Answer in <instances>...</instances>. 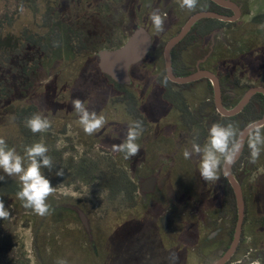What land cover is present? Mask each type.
I'll return each instance as SVG.
<instances>
[{
  "label": "rangeland",
  "instance_id": "374dc122",
  "mask_svg": "<svg viewBox=\"0 0 264 264\" xmlns=\"http://www.w3.org/2000/svg\"><path fill=\"white\" fill-rule=\"evenodd\" d=\"M134 2L135 0H0V19L5 24L0 32V53H4V56H0V137L22 156H25L27 146L37 142L45 144L53 165L51 169L42 168V173L56 189L47 200L50 214L41 217L31 209L23 207L22 202L17 199L16 192L20 189L18 177H7L0 170V176H4L0 181V197L11 214L7 219H0V264H61L62 261H67V264H100L102 260L105 264H110L112 257L109 248L106 251L105 248L107 245L118 243L123 253L119 254L121 264H135V259L139 262V255L143 251V255L148 259L140 261V264H200L199 261L201 264H214L222 256V251L208 254L206 250H202L203 245H194L192 232L188 229L181 228L178 229L177 235L172 231L165 236V231L169 230L170 216H166L163 227L158 226L157 214H162L160 211L165 205L161 200L157 204L149 205L150 199L167 198L170 193L178 197H195L198 191H202L199 190V183L205 182L198 171L185 170L180 158L172 159V166L177 168L171 170L167 176L157 172L140 173L131 169L127 173L131 184L123 183L121 179L119 189L110 188L109 173L113 167L118 164L129 169L135 160L134 157L126 160L124 154L113 148L114 144L126 139L125 129L128 128L129 122L124 120L127 119V113L123 107L117 106L116 109V106H113L115 103L112 101L114 96L111 89L105 87L102 90L103 80L97 72L96 53L124 42L133 24H145L144 27L148 31L156 38L161 35L166 43L193 11L182 9L180 0H171V9L167 7L158 11L162 15L170 9L164 18V30L157 32L149 18L150 15L146 14L144 6L141 5L143 3H138L137 9ZM235 2L242 9V16L236 25L214 32L204 44L195 45L184 52L181 59L185 65L183 70L194 72L202 59L212 57L218 49L224 51L220 52V61L215 70L226 78L235 75L240 79L235 86V100L238 102L250 86L264 87V80H258L260 76L252 74L260 70L253 64L252 59L258 54L249 55L247 52V40L252 45H260L259 33H264V0ZM27 34L40 40L37 45L39 48L43 45L47 47V53L42 55L41 69L37 74L27 71L28 76L22 70L23 66L32 67L33 60L41 51L36 46L37 42L35 45L27 42ZM75 34L84 40L86 53L83 57H91L87 63L82 61L83 57L79 58L80 55L73 49L72 36L75 37ZM106 35L112 39L107 45L103 43V39H108ZM24 44L32 46L24 50ZM258 45H255L257 50L260 49ZM163 48L159 46L153 53L150 52L145 61L133 69L131 76L134 84L126 88L133 97L135 108L140 109L143 116L148 118L170 117L169 114H172L166 106L164 107L162 97L158 96L159 88L156 89L164 74ZM19 51L22 52L21 55L18 54ZM82 64L87 68L91 66V69L85 81H78L77 85L86 89L94 87L99 93L75 97V94H69V90L74 80V71ZM91 70H94L95 76ZM261 72L264 73V68ZM76 98L81 99L90 112L103 110L99 114L105 117L106 123L97 133L87 135L78 124V116L72 106V101ZM96 100L105 104L100 107L101 103H96ZM27 105H36V113L49 119L51 127L48 131L33 134L26 127V121L23 124L20 122L18 113ZM59 116L66 119L58 120ZM205 133L204 125L196 131L201 137ZM91 138L99 143L86 144L85 141ZM154 139L157 141L154 156H147L142 162L146 161L145 163L158 167L167 164L169 159L164 157L174 155V149L164 137ZM206 141L207 139L204 140L203 146ZM27 162L25 156V164ZM222 166L223 163L218 173L220 179L208 182L209 189L213 190L210 205L203 208L196 205H169L167 209L169 211L171 208L173 212L178 211L191 217L189 220L199 223L207 236H223L219 241L220 248L228 246L230 241L227 243L224 235L233 225L232 216L227 214L221 227L223 231L219 235L214 232L216 227L211 228L212 220L224 218L218 213L223 195ZM61 169L64 175L57 176L56 172ZM250 171L249 180L245 179L242 184L247 200V221L244 224L241 253L237 255V260L240 261L239 264H264V261L258 258L260 254L264 255V150L259 159L250 165ZM151 176L157 179L156 189L153 193L143 196L142 200L137 194V181ZM210 183L212 187L209 186ZM162 188L165 189L166 196L165 193H160ZM71 200L81 207L95 236V245L88 251L81 248L77 240L72 238L78 236L82 238V246L90 245L85 240L84 228L78 216L69 211L59 218L58 213L62 211H56L54 207L57 203L63 204ZM134 210L139 211L140 217L126 219L123 223L124 218L131 216L129 214ZM164 215L162 214V217ZM47 218L52 220V224L48 225L44 236L42 227ZM58 218L61 219L59 222ZM121 222L123 225L114 229ZM58 229L68 233L61 236ZM205 242L206 239L204 245ZM63 243L65 248H61L64 245L60 247ZM50 245H54L52 249ZM128 257H132V261ZM199 257H202L204 262L201 258L199 260Z\"/></svg>",
  "mask_w": 264,
  "mask_h": 264
},
{
  "label": "flooded vegetation",
  "instance_id": "af4514ba",
  "mask_svg": "<svg viewBox=\"0 0 264 264\" xmlns=\"http://www.w3.org/2000/svg\"><path fill=\"white\" fill-rule=\"evenodd\" d=\"M165 1H167V0H147V1H144V2H142L141 0H135L134 3H135V7L137 9L139 8L138 3H143L141 5L144 6L146 14L148 13L150 15V13L153 10L161 11L162 9L170 7L173 4V3H170L171 0H168L167 3H165ZM210 1L212 3H214L212 0H210ZM229 1H231V2L236 4L235 0H229ZM214 4L217 5L216 3H214ZM217 6L219 8H221L220 9L221 11H220V13H218V12H214V13H218V14H222V15H228V16L232 15V11L231 10H229L227 8H223V7L219 6V5H217ZM170 9H171V7H170ZM170 9H168L167 12L165 11L162 14L164 16V18L167 17L168 12H169ZM240 10H241V16H242L241 7H240ZM199 12H202V11H199ZM209 12H213V11H209ZM195 13H197V12H195ZM195 13L191 14L190 17L192 15H194ZM188 19L177 30L175 35H177L179 33V31L182 29V27L185 25V23L188 21ZM201 20H203V19H201ZM239 20H240V18H239ZM239 20H237V21H239ZM237 21H235V22H225V23H236ZM144 25L145 24H139V25L133 24L130 27L129 34H128L127 38L129 37V35L134 30H136L139 27H143L144 29H146V27H144ZM146 31L150 34L151 39H152L151 40V48H150L148 54L146 55V57L150 54V52L153 53V51L156 50L159 46L165 47L166 43L172 37L175 36V35L171 36L165 43V41L161 37V35H159L156 38L150 31H148L147 29H146ZM188 33H187V35H188ZM105 37L108 38V39H106V40L103 39V41H104L103 43H105L107 45L110 42H112V39H111L110 36L108 37L106 35ZM185 37L180 42H182L185 39ZM127 38L125 39V41L127 40ZM124 42H122L119 45H115V46L113 45V46H111L109 48H105V49L118 48ZM179 43L177 45H179ZM203 44H204V42H203ZM195 45H202V44L198 43V44H195ZM195 45H193V46H195ZM193 46H191V47H193ZM175 47L171 50V54H172V51L175 49ZM102 50H104V49H102ZM187 50L188 49H185L183 51V53L186 52ZM163 52H164V48H163ZM163 52H162V57H163V60H164ZM213 52H214V50H213ZM97 53H96V58H97V68H98ZM182 54H181V56H182ZM211 55H213V53ZM213 56L212 57L211 56L210 57H206V58L202 59L196 65V71L197 70H207V71L211 72L215 77H217V79L219 81L221 105L225 109H232L240 102V101H238L237 104L235 105L236 92H235L234 80L232 78H230L231 80H229V82L232 85L231 86H225L221 82L222 79H225V78L221 77L217 72H213V71L208 69V67H209L208 64L214 63V61H211V59H213ZM144 59L142 61H140L139 63H137V64H135V65H133L131 67V69H130L131 84L130 85H121V86H125L126 88H128V87H131L134 84V81L132 79L131 73L133 72V69L135 67L139 66L140 64H142L145 61ZM171 65H172V71H173L172 58H171ZM184 66L185 65L183 64L182 67H184ZM98 70H99V68H98ZM191 71H185L186 73L184 75H180V76L176 75L174 73V71H173V75L176 76V77H183V76H187L189 74H192V73L196 72V71H194V72H191ZM168 81L170 83H173V82H171L168 79V77L166 75L165 62H164V74L162 76L160 85L156 89L159 88L158 89L159 90L158 91L159 92L158 96L162 97V101H164L163 102L164 107L166 106V109H168L169 113L170 112L172 113V114H169L170 117L154 116V117H149L148 118V117L143 116V114L140 111V109H137V112L134 113V115L132 116V115H129V113H127L126 108L121 106V107H123V109L125 110V112L128 115L127 119H124V120H126L128 122L141 121L142 122V126H143L142 134L139 137V139L137 140V143L140 145L141 149H140L138 155L134 156L135 163L134 164L132 163L131 164L132 167L130 168L132 170H135L136 172H140V173H144V172H149V173H154L155 172L156 173L157 172V173H160V174H166V176H167V174L169 172H171V170H176V168H177V167L172 166V164H173V160L172 159L174 157H177V158H180L181 160H183V166H184L185 170H187L189 172H191V171L197 172L198 169H199V161H200L201 157H200V154H197V153L192 151V145L194 143H197V144H200L201 147H203L204 140H203V137H201V135L196 134V131L201 125L206 126L207 122L208 123L211 122L213 124L215 122V119L211 118L212 115L219 114L218 111H217V106H216V102H215L214 89H213L212 83L210 82L209 79L202 78L200 80H197V81H194V82H191V83H188V84H176V83H173L174 85H170L168 83ZM162 84H165V85H162ZM194 84H195V86H192ZM196 84H202V85L198 86ZM251 87L252 86H250L247 89V91ZM253 87H257V86H253ZM188 109L191 112H194L196 110H204L206 112V114H204V116H202V119L193 121L192 118L189 119V118H186V117L183 116V114L185 112L187 113ZM220 116H222V115H220ZM222 117H224V116H222ZM171 128H172V130H171ZM168 129H170V130L168 131ZM170 131H172L171 134L169 133ZM125 132H127V129H125ZM206 134L208 135V129L207 128H206ZM161 137H164V140H167V142L170 141V143L172 144V149H174V155H171V156H168V157L165 156L164 159L168 158L169 161L167 162V164L159 165L158 167L155 166V165L151 166V164H149L148 162H147L148 164L145 163L146 161L142 162L143 158H145L147 156L148 157H150V156L153 157L154 156V154H155L154 147L156 146V143H157V141L155 142L154 138L160 139ZM158 141H160V140H158ZM160 142H162V141H160ZM185 149H187L190 152V154H191L190 155V159H185L184 158L183 151ZM155 157H156V155H155ZM152 179H153V183H152V185H150V181ZM166 179H167V177H166ZM156 185H157L156 177H152L151 176V177H148V178H140V179H138V181H137V187H138L137 194H138V196L142 198L143 196H147V195L153 193L155 191V189H156ZM199 185H200L199 186V190H202V191H198L197 190L198 192L195 194V197H189V198L181 197V196L178 197L175 194L170 193V194H167L168 195L167 198L164 197L163 199H161V198L157 197V198H154V199H150L149 205L157 204V203L160 202V200H161L162 203H164L165 206L162 208V210L160 212L162 214H165V215H164V217H162V214H160V213L157 214V222H158V226L163 227L165 222H166V220H167L166 216H168V217L170 216L169 218L171 220L169 221V230L165 231V234H164L165 236H167L166 235L167 233H172V231L177 235V233L179 232V230L181 228L188 229V230H190V233L192 232V238H193V244L194 245H197V246L198 245H203L204 248H202V250H204V251L206 250V252L208 254L212 253V252H216V251H222L223 252L222 256H223V254L229 249V247L232 244L236 222H235L234 225H232L231 230L230 231L228 230L226 232V235H224V236H226V238H225L226 240L225 241L227 243L230 241L228 246H222L220 248L221 245L219 246V244H220L219 241H221L223 239V236H222V238H217V236L210 237V235L207 236V235H205V230H203V228H201L199 223H194L193 221L189 220V219H191V217H189L187 215H183V214H181L178 211L173 212V211H171V208H170L169 211L167 210L169 205L170 206L173 205L174 207L175 206L180 207V206H185V205L186 206L187 205H196V206H199L201 208H203V206L210 205L211 204V199L213 198V197H211L213 190L209 189L208 182H206V181L203 182L202 184L199 183ZM209 186L212 187L213 186L212 183H210ZM240 186H241L242 193H243V200H244V205H245V216H246L247 215L246 214V203H247L246 193L244 191V188L242 187V184H240ZM223 189H224V180H223L222 191H223ZM160 193L161 194L165 193V196H166V191H165L164 188H162ZM143 198H142V200H143ZM235 203H236V200H235ZM141 204H144V203H141ZM236 210H237V207H236ZM218 213H219V216L222 215L224 218L218 217L216 220H212V225H211V228H214V227L217 228L216 231H214V232H217V235H219V233L221 231H223V229L221 227H222L223 221L225 220L226 215L230 214L232 216L231 219L234 218V212L232 210H230V209H226V207L224 206L223 195L221 197V209L219 210ZM81 214L84 215L82 210H79L78 218L80 219V221L82 223V226L86 229V227L84 226V224H83V222L81 220V216H80ZM85 218H86L87 224H88V229H86V231H89L90 230L89 220L87 219L86 216H85ZM244 219H245V217H244ZM232 221H233V219H232ZM236 221H237V218H236ZM204 228H205V226H204ZM243 228H244V222H243V226H242L240 241H239V243L237 245V248H236L235 252L233 253V255L230 257V259L225 264H239L240 263V261L237 260V258H239L237 255L239 253H241L240 249H241V241H242V236H243V231H244ZM204 239H206L205 245H204ZM170 245H173V244L170 243ZM63 247H65V246H63ZM179 248L181 249V247H179ZM218 248H220V249H218ZM183 251L185 252L186 250L183 249ZM186 253H187V251H186ZM200 258L202 259V262H204L203 261L204 259L202 257H199L198 259L201 260ZM258 258H260L261 261H262V254H260L258 256ZM234 259H236V260H235L234 263H232V261ZM195 260L197 261V259H195ZM199 263L201 264V261H199Z\"/></svg>",
  "mask_w": 264,
  "mask_h": 264
},
{
  "label": "trees",
  "instance_id": "16d2710c",
  "mask_svg": "<svg viewBox=\"0 0 264 264\" xmlns=\"http://www.w3.org/2000/svg\"><path fill=\"white\" fill-rule=\"evenodd\" d=\"M221 8H219L217 5H215L214 3H212L210 0H198V4L196 6L195 9H193L192 13L195 12H199V11H213V12H218L220 13ZM50 16V14H49ZM236 25V23H225V22H221L215 19H203L198 21L190 30V32L188 33V35L185 37V39L179 43V45H177L175 47V49L172 51L171 54V58H172V64H173V71L176 75L180 76V75H184L186 72L183 70V64H182V59H181V54L183 53V51L185 49H189L191 46L195 45V44H203L204 40L210 36L212 33L216 32V31H220L225 27H232ZM5 24L4 22L0 19V32L4 29ZM74 34V33H73ZM74 38L73 40V49L76 51L75 53H77L79 56V58L82 59L83 56H85V51L84 49L86 47H84L85 43L84 40L82 39L81 36H79L78 34H75V37L72 36ZM25 39L27 40V42L29 44H34L36 43V46L40 43L39 39H36L35 36L33 35V37H31L29 34H27L25 36ZM37 40V41H35ZM76 40V41H75ZM75 42V43H74ZM248 42V47H247V52L250 55L251 53L254 54H258L256 55V58H252L253 59V64H255V66L260 69L259 72L254 71V73H252L253 75L256 76H260L258 78V80H264V77H262V68H264V33L260 32L259 33V37H258V42L260 45L258 44H250L249 41ZM255 45H258V47H260V49H256ZM32 45H28V44H24L22 46V48L24 50H27L28 48H30ZM38 47V46H37ZM39 48V47H38ZM47 49V47L45 45H43V47H40L39 50L41 51L40 54H37L34 61V64H32V67H28V65H24L23 69L26 72V75L28 76L29 72H33V74H37V71H39L41 69L40 65L42 64V55H45L47 52H45V50ZM220 52H222V50H217L213 56V59H211V61H214V63H210L208 64V69L216 72L215 68L217 63H219L220 61ZM224 52V51H223ZM222 52V53H223ZM19 55L22 54V52H18ZM93 56V54H91ZM0 56H4V53H0ZM91 57H83L82 61L85 60L84 62H88V59H90ZM6 60L9 61V59L7 58ZM1 64V62H0ZM84 64H82L81 66H78L77 69H75L74 73V80L75 83H73L74 80H72V86H70L69 90V94H75V97L78 95L79 96H83V95H93V93L98 92L99 90H97L94 87H89V88H85L82 86H78L77 83L78 81L80 82H84L85 81V77H87V75L89 76V70L91 69V66L87 68V66L83 67ZM97 72L102 76V90L105 89V87H107L108 89H111V92L114 96V98H112V101L115 103L113 104V106H117L118 108L123 106L124 108H126L127 113H129V115H134V113L137 112V109L134 106V102L132 101L133 97L132 95L127 91L125 86H121L119 84H117L116 82H114L111 78H109L108 76L102 74L98 68H97ZM92 75L95 76L94 74V70H91ZM221 77H224L225 79H222V83L225 86H231L232 84L229 82V80H231L230 78H226L223 74L217 72ZM234 80V84L236 86V84H238L239 82V78H236L235 75L231 77ZM168 83L170 85H174L173 83H170L168 81ZM104 84V85H103ZM93 98V97H92ZM99 102L101 104H99L100 107H102V104H105L102 101H97L96 103ZM237 104V102H235V105ZM103 109V108H102ZM38 108L36 105H27L23 108L20 109L19 113H18V119L20 120V122L23 124L24 121H26L29 117H31L33 114H36ZM97 110V109H96ZM101 111H98L97 114H99ZM204 114H206V112L204 110H196L194 112L189 111V109L187 110V113L185 112L183 114L184 117L186 118H192L193 121L194 120H200L202 119V116H204ZM128 116V115H127ZM262 116H264V95L261 94H256L252 97V99L250 100V102L248 103V105L237 115L233 116V117H222L219 114L216 115H212L211 118L215 119L214 123H221V124H227V123H233L239 130V132H241L242 129H244L246 126H248L249 124L258 121L262 118ZM65 120L66 118H61L59 116L58 120ZM75 119V118H74ZM212 123H208L206 125V128L209 130V128L211 127ZM207 134L205 133L203 136V140L207 139ZM89 137V136H88ZM90 138V137H89ZM86 144H90L93 145L95 143H99V141H97L94 138L88 139L87 141H85ZM91 142V143H90ZM93 143V144H92ZM252 164L251 159H250V149L248 147V143L247 140L244 144V148L243 151L239 157V159L235 162V164L232 167V173L235 177V179L240 183L243 184L244 180L247 179L249 180L250 177V165ZM119 168L120 170H118L117 168ZM131 170L130 168H126V167H121L118 164L113 167V170L110 171V188L112 190L114 189H119V181L122 179L123 183H127V184H131V179L130 176L127 174L129 171ZM224 180V189H223V202H224V206L226 207V209H230L234 212V218H233V225L236 222V218H237V210H236V203H235V197L233 194V191L230 187V184L228 183V181L223 177ZM258 181L261 182V179H259ZM11 190V189H10ZM54 207L56 208V211H59L61 213H58V217L60 218L63 214H67L69 211H72V213H74V215L78 216V212L79 210H82L81 207H79L75 201L71 200V202H65L63 204L57 203L54 205ZM64 212V213H63ZM246 214H247V203H246ZM131 216H129L128 218H124V220L122 221L123 223L126 221V219H130V218H138L140 217V213L137 210H134L131 214H129ZM58 218V222L61 220ZM247 221V215L245 216L244 219V224ZM52 220H50V218L45 219V221L43 222L44 226L42 227V230L44 231V236L46 235V231L48 228V225H51ZM120 223L119 225H117L116 228L114 229H118L120 228L123 223ZM90 225V223H89ZM84 228V227H83ZM114 229H110V230H114ZM84 234H85V240L89 242V246L88 245H83L80 243V241H82V238H79L78 236H73L72 238L77 240V244H79V246L81 248H83L84 250L88 251L90 249H92L91 247L95 245V236H93L92 233V229H91V225H90V230L86 231V229L84 228ZM105 230V229H104ZM58 233L61 234V236H63L64 234L68 233L66 231H64L63 229L59 230L58 229ZM118 233V232H117ZM232 234V233H231ZM115 237H117V234L115 235ZM79 239V240H78ZM84 244H87L84 242ZM120 243H118V245H107L105 248V251L108 250L109 248V254L112 257L111 263L110 264H121V260L119 259V254L123 255L122 253V249L120 251L119 249V245ZM63 244L60 245L63 246ZM54 245H50L51 249ZM65 246V245H64ZM59 247V249H60ZM61 248H65V247H61ZM58 249V250H59ZM92 251V250H91ZM120 251V253H119ZM123 252H126L125 250H123ZM144 252V251H143ZM142 254H140L139 256L141 257V259H139V262L141 261H146L148 259V257H145ZM107 253V252H106ZM117 253V254H116ZM44 254V253H43ZM54 254V253H52ZM103 254V253H102ZM46 256V254H44ZM101 256V253H100ZM125 256V255H124ZM148 256V255H147ZM43 257V255H42ZM131 261H132V257H128ZM262 261H264V255H262ZM138 261H133V263L135 264H140ZM100 264H105L103 262V260L101 261ZM109 264V263H107ZM125 264V263H122ZM144 264H149L148 263H144Z\"/></svg>",
  "mask_w": 264,
  "mask_h": 264
},
{
  "label": "clouds",
  "instance_id": "9594fccd",
  "mask_svg": "<svg viewBox=\"0 0 264 264\" xmlns=\"http://www.w3.org/2000/svg\"><path fill=\"white\" fill-rule=\"evenodd\" d=\"M180 7L193 10L198 4V0H180ZM150 20L157 32L164 30V17L158 10H153ZM72 106L78 116V124L87 135H93L101 130L106 123L102 114L89 111L85 103L76 98L72 101ZM26 127L33 133H43L50 129L51 122L39 113L33 114L26 120ZM143 126L141 121H131L128 124L126 139L119 144H114L115 151L124 154L126 160L138 155L141 147L137 140L141 136ZM243 139L238 128L233 123L221 124L213 123L208 130L206 144L201 147L194 143L192 151L200 154L199 173L206 182H216L220 179L219 170L221 164L231 165L243 147ZM247 143L250 149V159L255 163L264 150V124L252 123L248 127ZM49 149L43 143H34L25 148V156L17 154L15 148L9 147L4 138L0 137V170L7 177H18L20 189L16 192V197L22 202V206L31 209L37 215L43 217L50 214V205L47 203L49 196L55 192L50 180L42 173V168L51 169L52 158L48 155ZM190 152L185 149L183 156L190 159ZM57 176H63L61 169L56 172ZM4 176H0V181ZM9 210L5 207L3 198L0 197V219L10 217ZM61 264H67L62 261Z\"/></svg>",
  "mask_w": 264,
  "mask_h": 264
},
{
  "label": "water",
  "instance_id": "95a60500",
  "mask_svg": "<svg viewBox=\"0 0 264 264\" xmlns=\"http://www.w3.org/2000/svg\"><path fill=\"white\" fill-rule=\"evenodd\" d=\"M212 1L223 8L231 10L232 15H222L209 11L197 12L192 15L182 27V29L179 31V33L172 37L164 47L163 56L165 62V70L168 79L176 84H188L200 80L202 78L209 79L214 89L215 102L218 113L224 117H232L239 114L255 94L259 93L264 95V87H251L243 95L240 102L234 108L225 109L221 105L219 81L217 77H215L211 72L207 70H197L196 72L187 76L176 77L173 75L172 71L171 50L187 35V33L190 31V29L196 22L201 19H216L222 22H235L241 17L240 7L235 3L229 0ZM151 40V36L146 31V29H144L143 27H139L129 35L127 40L120 47L115 49H104L98 51V68L100 72L111 78L114 82L119 85H130V69L133 65L139 63L146 57L151 48ZM253 123L264 124V116H262L260 120L255 121ZM249 125L242 129L240 132V136L244 141L240 153L231 165L223 164L222 166V174L229 182L235 196L237 207V221L231 246L223 254V256L220 257V259L217 260L214 264H225L235 252L237 245L240 241L242 226L245 217V205L243 200L242 189L232 173V166L239 159L243 151L244 144L248 136ZM152 183L153 179L150 181V185H152ZM80 216L84 226L86 227V229H88V224L85 216L83 214H81Z\"/></svg>",
  "mask_w": 264,
  "mask_h": 264
}]
</instances>
